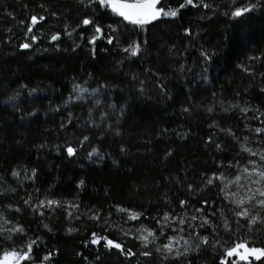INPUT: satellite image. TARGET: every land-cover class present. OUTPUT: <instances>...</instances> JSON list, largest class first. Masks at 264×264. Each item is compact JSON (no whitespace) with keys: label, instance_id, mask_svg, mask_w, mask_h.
Instances as JSON below:
<instances>
[{"label":"trees","instance_id":"trees-1","mask_svg":"<svg viewBox=\"0 0 264 264\" xmlns=\"http://www.w3.org/2000/svg\"><path fill=\"white\" fill-rule=\"evenodd\" d=\"M162 5L140 26L99 0H0V261L264 264L226 255L264 250V206L236 204L264 171V0Z\"/></svg>","mask_w":264,"mask_h":264},{"label":"snow or ice","instance_id":"snow-or-ice-1","mask_svg":"<svg viewBox=\"0 0 264 264\" xmlns=\"http://www.w3.org/2000/svg\"><path fill=\"white\" fill-rule=\"evenodd\" d=\"M99 3L101 6L104 7H110L112 12H114L116 15L122 17L124 20L128 21L131 24L134 25H140L143 26L145 24L150 23L153 20L159 19L162 15L165 17H175L177 15L178 10H168L165 11V5H162L161 7H157V5L161 4V0H134V2H124V0H99ZM187 4H192L193 0H186ZM180 7H184V5L182 4ZM205 7H207V5H205ZM252 7H243V8H237L234 12H232V15L234 17H240L242 15H244L246 12H250L252 11ZM36 23H38L37 19L35 17L32 18V24L35 25ZM83 23L85 25L89 24L90 21L85 19L83 21ZM29 32L32 31L31 28L28 29ZM101 31L100 28H96V32L99 33ZM53 40L58 39L57 36H53L52 37ZM99 39V36L94 37L92 41H90L91 43H95V40ZM109 43H111V41L109 40ZM24 48H28L29 45L28 44H24L23 45ZM138 45L133 47L131 49V53L132 55H135L138 51ZM126 51H128V49H126ZM244 151H248L251 153L250 149L244 148ZM68 154L71 156L74 154V150L73 148L69 147L67 149ZM252 155H256V153H251ZM261 160H264V155H261ZM245 172H247V169H244ZM258 175L259 176V180L254 181V183H260V181H264V171H259V172H255V173H248L249 176L251 175ZM14 175H16V173H14ZM240 178L237 177L236 180L234 181V183H239ZM212 181L210 180L209 183H211ZM257 192L260 196L264 197V190H260L257 189ZM254 198V197H252ZM251 199V198H250ZM56 203L55 201H49L48 204L49 206H51L52 204ZM245 203L244 200H239L236 201V204L238 207L242 206ZM261 206H264V200L259 201ZM120 211H125L124 209H120ZM239 215L243 216V217H247L248 216V212L245 209L244 211H242L241 213H239ZM130 219H138V214H132L130 216ZM165 220H168V216L165 215L164 217ZM253 224L256 223V219L253 218L251 221ZM181 223H183V221H181ZM205 223H207V221H205ZM227 227V225H226ZM16 231H23V229H16ZM149 236H154L153 232H148L147 236H142L140 237L141 240L143 241H147ZM204 243H207V239L206 238H202ZM99 240H93V243H98ZM176 243H179V241H175ZM185 244H187V240L184 241ZM106 246L108 247H114L117 249L121 248V245L118 243H114L112 240H107L106 242ZM146 246V244H145ZM31 247L32 245L29 244L28 245V252L27 253H17L15 251L10 252V253H5L3 260L0 261V264H13V262H15V264H20L21 260H27L30 258V252H31ZM164 248L171 253L173 251L172 248V242L170 241L169 244L164 245ZM241 249L243 250L241 252ZM188 249L186 248L185 251H187ZM226 255L228 257H233V256H237L239 257V260H244L247 261L249 256H254L257 260H259L261 257H264V250L261 249H257V248H251L249 249V247L247 246L246 243H239L236 244L234 247H232L231 249H229L226 252ZM222 264H227L226 261H222ZM232 264H238V261L233 260Z\"/></svg>","mask_w":264,"mask_h":264},{"label":"rangeland","instance_id":"rangeland-1","mask_svg":"<svg viewBox=\"0 0 264 264\" xmlns=\"http://www.w3.org/2000/svg\"><path fill=\"white\" fill-rule=\"evenodd\" d=\"M259 180V177H256L251 182H248L244 185L245 188V194L248 195V198L246 199V204H251L254 201H261L264 200V197L260 196L257 192V189L264 190V181H260V183H254V181ZM254 197V198H252ZM251 198V199H250ZM251 202V203H250ZM243 250L241 249V252ZM2 261V260H1ZM15 264V262H13Z\"/></svg>","mask_w":264,"mask_h":264},{"label":"water","instance_id":"water-1","mask_svg":"<svg viewBox=\"0 0 264 264\" xmlns=\"http://www.w3.org/2000/svg\"><path fill=\"white\" fill-rule=\"evenodd\" d=\"M162 1H163V0H161V3H162ZM124 2H134V1H126V0H124ZM160 5H161V4L157 5V7L159 8ZM117 16H118V15H117ZM118 17L121 18L123 21L129 23L128 21L124 20L122 17H120V16H118ZM156 20H158V19H156ZM156 20H153V21H156ZM151 22H152V21H151Z\"/></svg>","mask_w":264,"mask_h":264}]
</instances>
